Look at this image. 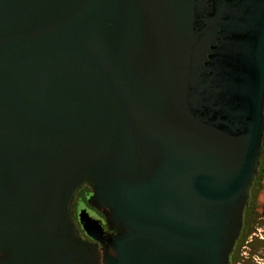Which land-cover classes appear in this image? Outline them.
<instances>
[{
  "label": "water",
  "instance_id": "water-1",
  "mask_svg": "<svg viewBox=\"0 0 264 264\" xmlns=\"http://www.w3.org/2000/svg\"><path fill=\"white\" fill-rule=\"evenodd\" d=\"M263 157L264 0H0V264H100L85 186L104 264H231Z\"/></svg>",
  "mask_w": 264,
  "mask_h": 264
},
{
  "label": "flooded vegetation",
  "instance_id": "flooded-vegetation-1",
  "mask_svg": "<svg viewBox=\"0 0 264 264\" xmlns=\"http://www.w3.org/2000/svg\"><path fill=\"white\" fill-rule=\"evenodd\" d=\"M261 186L255 185L252 187L251 190V200L248 204V206L245 209L244 212V220H243V227L240 234V237L238 239V242L235 246L234 252L231 257V264H240L241 262H245V259L243 258L247 254V250L251 249L254 245H260L264 244V231L261 234L259 228L257 229V225H259V221L264 219V213L258 211V201H257V192ZM90 193V188L85 186L82 188L76 195L73 204H72V211L73 216L75 213L76 222L79 227L78 232L80 236L88 241L89 243H92L95 245L96 248V257L100 264H104L106 260L107 253L113 254L112 251H107L106 246L104 244H100L99 242L93 241L90 238H88L83 229L82 226L79 223V207H82V209H86L88 212L90 210H93L96 213V216H92V219L99 221L100 223H105V216L93 209L89 202H88V195ZM262 209H264V205L261 206ZM91 214V213H90ZM262 216H261V215ZM75 220V219H74ZM77 227V228H78ZM108 231V230H107ZM114 233V230L110 229V232L108 231V235ZM259 243V244H258ZM264 248V247H263ZM250 251V250H249ZM261 251L258 249L256 253H258L260 256L264 257V253H260ZM253 257V256H252ZM259 258V257H258ZM264 261V259H262ZM260 264V263H258Z\"/></svg>",
  "mask_w": 264,
  "mask_h": 264
},
{
  "label": "rangeland",
  "instance_id": "rangeland-1",
  "mask_svg": "<svg viewBox=\"0 0 264 264\" xmlns=\"http://www.w3.org/2000/svg\"><path fill=\"white\" fill-rule=\"evenodd\" d=\"M260 184H261L260 185L261 188L257 192V201H258V207H259L258 208V211L264 213V209L261 208L262 204L264 205V177H263V180L261 181ZM79 209L81 210L82 207H79ZM90 213H91L92 216H94V217L96 216V213L93 210H90ZM74 219H75V222H76L75 213H74ZM76 225H77V222H76ZM77 227H78V225H77ZM258 228H259V230H260V232L262 234L263 233L262 231H264V219H262L261 221H259V225H257V229ZM78 229H79V227H78ZM262 235H264V233ZM263 247H264V244H260V245H257V246L254 245L251 249H248L247 250V254L248 255H245L243 257V258H247V259H245V262H241L240 264H258V263L264 264V261L262 260V259H264V257H262L258 253H256L258 251V249L262 253H264V248Z\"/></svg>",
  "mask_w": 264,
  "mask_h": 264
},
{
  "label": "trees",
  "instance_id": "trees-1",
  "mask_svg": "<svg viewBox=\"0 0 264 264\" xmlns=\"http://www.w3.org/2000/svg\"><path fill=\"white\" fill-rule=\"evenodd\" d=\"M263 177H264V157L262 159V164H261V167H260V174L259 176L257 177L256 181H255V185H261V181L263 180ZM110 232V230H108Z\"/></svg>",
  "mask_w": 264,
  "mask_h": 264
}]
</instances>
